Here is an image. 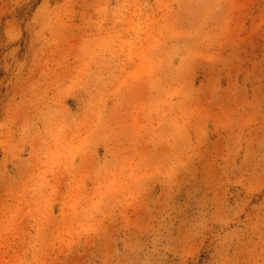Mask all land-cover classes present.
Returning a JSON list of instances; mask_svg holds the SVG:
<instances>
[{
    "label": "rangeland",
    "instance_id": "obj_1",
    "mask_svg": "<svg viewBox=\"0 0 264 264\" xmlns=\"http://www.w3.org/2000/svg\"><path fill=\"white\" fill-rule=\"evenodd\" d=\"M0 264H264V0H0Z\"/></svg>",
    "mask_w": 264,
    "mask_h": 264
}]
</instances>
